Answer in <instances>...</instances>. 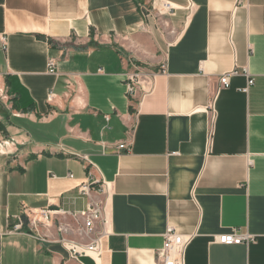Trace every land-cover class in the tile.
Wrapping results in <instances>:
<instances>
[{
    "label": "crops",
    "instance_id": "0c3cea01",
    "mask_svg": "<svg viewBox=\"0 0 264 264\" xmlns=\"http://www.w3.org/2000/svg\"><path fill=\"white\" fill-rule=\"evenodd\" d=\"M0 89V264H160L169 227L185 264H264V0H0ZM90 174L111 235L74 261L23 209L84 210Z\"/></svg>",
    "mask_w": 264,
    "mask_h": 264
},
{
    "label": "built area",
    "instance_id": "2783aa9c",
    "mask_svg": "<svg viewBox=\"0 0 264 264\" xmlns=\"http://www.w3.org/2000/svg\"><path fill=\"white\" fill-rule=\"evenodd\" d=\"M162 7L163 13L171 15H174L177 10L175 5L167 1L162 2ZM158 12L161 11L158 10ZM49 72L55 74L53 62L49 64ZM237 74L238 71L235 70L221 77V87L228 88L230 77ZM142 76L139 69L130 75L129 96L133 97L137 94ZM253 83L250 81L249 87ZM0 96L6 98L3 89H0ZM53 98L54 95H51L50 100L52 101ZM8 146L7 141L0 143V154H4ZM118 148L123 150L127 146L121 143ZM79 191L80 195L88 201L86 208L81 211L66 210L60 205H50L36 210L24 207L23 212L31 228V233L27 235L44 242L61 245L71 260L80 261L81 258L86 257L97 260L104 253V239L111 235L108 216L110 187L104 180L96 179L93 174H90L88 180L80 186ZM18 220L19 224L15 225L13 230L15 232L22 231L23 228L22 217H18ZM251 240V236L237 233L225 234L218 238L219 243L227 246L249 244ZM187 247L186 237L177 233L173 227H169L164 235L163 248L157 253V259L160 264H185Z\"/></svg>",
    "mask_w": 264,
    "mask_h": 264
}]
</instances>
